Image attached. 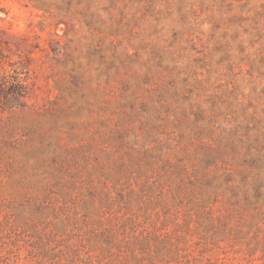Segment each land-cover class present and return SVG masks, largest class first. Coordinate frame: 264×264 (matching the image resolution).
<instances>
[{
  "label": "rangeland",
  "instance_id": "1",
  "mask_svg": "<svg viewBox=\"0 0 264 264\" xmlns=\"http://www.w3.org/2000/svg\"><path fill=\"white\" fill-rule=\"evenodd\" d=\"M0 264H264V0H0Z\"/></svg>",
  "mask_w": 264,
  "mask_h": 264
}]
</instances>
